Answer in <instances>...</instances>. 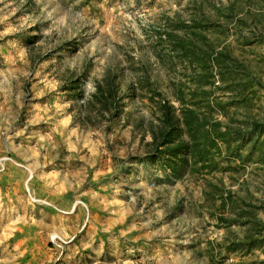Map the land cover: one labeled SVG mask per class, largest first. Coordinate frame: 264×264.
<instances>
[{"label":"rangeland","instance_id":"1","mask_svg":"<svg viewBox=\"0 0 264 264\" xmlns=\"http://www.w3.org/2000/svg\"><path fill=\"white\" fill-rule=\"evenodd\" d=\"M165 106L245 143L166 178ZM0 264H264V0H0Z\"/></svg>","mask_w":264,"mask_h":264},{"label":"trees","instance_id":"2","mask_svg":"<svg viewBox=\"0 0 264 264\" xmlns=\"http://www.w3.org/2000/svg\"><path fill=\"white\" fill-rule=\"evenodd\" d=\"M162 128V139L157 144V150L166 178H170L171 175L182 177L190 166L195 167L199 163L201 167H204V163L211 160L210 152L216 149L220 153L221 145L227 152L234 155L237 153L234 150L243 146L246 139L241 130L234 129L231 132L230 127L222 120H211L208 115L201 116L192 107H187L181 115L173 116L171 108L165 106ZM262 131L263 127L257 121H253L248 138L253 139L256 134H261ZM181 132L187 133L197 141L191 143L183 137L184 139L176 142L177 136L181 135ZM234 142L237 144L233 147ZM158 146H163L164 150L158 149ZM216 165L217 163L214 169L217 168Z\"/></svg>","mask_w":264,"mask_h":264}]
</instances>
